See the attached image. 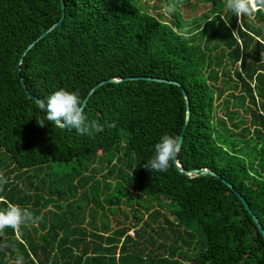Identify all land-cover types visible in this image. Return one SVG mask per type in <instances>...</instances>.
Here are the masks:
<instances>
[{
	"label": "trees",
	"instance_id": "1",
	"mask_svg": "<svg viewBox=\"0 0 264 264\" xmlns=\"http://www.w3.org/2000/svg\"><path fill=\"white\" fill-rule=\"evenodd\" d=\"M224 4L184 26L143 0H0V209L39 217L0 233V264H264L243 201L264 227V9ZM108 79L84 107L102 132L38 107ZM182 134L178 165L143 167Z\"/></svg>",
	"mask_w": 264,
	"mask_h": 264
},
{
	"label": "clouds",
	"instance_id": "2",
	"mask_svg": "<svg viewBox=\"0 0 264 264\" xmlns=\"http://www.w3.org/2000/svg\"><path fill=\"white\" fill-rule=\"evenodd\" d=\"M224 7L236 17L241 18L251 15L254 11L264 9V0H225ZM173 10L172 7L167 9L168 12ZM37 103L39 109L46 113L47 121L57 127L75 129L79 135H92L94 132L98 133L104 130V126L97 121H88L83 101L76 92L59 89ZM40 125L44 126L45 124L41 122ZM180 147L178 138L164 135L156 143L154 155L143 167L151 172H167L178 155ZM0 183H6V181H0ZM38 220L39 217H34L27 208L7 202V206L0 209V233H3L6 228H11L18 233L22 225L32 224Z\"/></svg>",
	"mask_w": 264,
	"mask_h": 264
},
{
	"label": "rangeland",
	"instance_id": "3",
	"mask_svg": "<svg viewBox=\"0 0 264 264\" xmlns=\"http://www.w3.org/2000/svg\"><path fill=\"white\" fill-rule=\"evenodd\" d=\"M194 0H186L184 3L179 6V14L182 16V22L184 26H191L193 22L198 19L199 15L201 14L199 9L195 10H190L189 13L186 15L185 8L186 6L190 7V5L193 3ZM143 2H148L149 5L151 6V11L156 13V12H161L166 14V19H171L176 16L177 14V8L175 4H169L170 7H172L174 10L172 12H168L167 9L168 7V0H143ZM219 110V108H218ZM219 113L222 114L221 111ZM25 183L22 184L23 187H25ZM169 215L172 216L170 210L166 209L165 210ZM173 217V216H172ZM132 231V230H131Z\"/></svg>",
	"mask_w": 264,
	"mask_h": 264
},
{
	"label": "water",
	"instance_id": "4",
	"mask_svg": "<svg viewBox=\"0 0 264 264\" xmlns=\"http://www.w3.org/2000/svg\"><path fill=\"white\" fill-rule=\"evenodd\" d=\"M63 6H64V3H63ZM62 21H63V18H62L59 22H57V23L55 24L54 27L58 26ZM46 33H47V32H46ZM46 33L42 34L41 37H39L38 39H36L35 41H33V42L28 46V48L26 49V51H27L29 48H31L32 46H34V45L36 44V42H37L40 38H42L43 36H45ZM142 78L150 79V80H156V81H162V80H164V79H162V78H158V77H142ZM111 80H112V79L103 80V81L97 83V84L92 88V90L90 91V93L88 94V96L86 97V99L84 100V103H83V104H84V107H85L87 101L89 100V97H90V95L92 94V92H93L94 90H96L99 86H101L102 84H104L105 82H108V81H111ZM188 107H189V103H188ZM183 139H184V134H182L181 137H180V139H179L180 144L182 143ZM174 161H175V163L178 165V162L176 161V158L174 159ZM240 196H241V194H240ZM243 201H244V203H245L247 209L249 210V212L252 214L253 219H254V221H255L257 227L259 228V230L261 231V233H262V235H263V237H264V227H263L261 221L259 220V218L257 217V215L253 213L251 207H250L249 204L246 202V200L243 199Z\"/></svg>",
	"mask_w": 264,
	"mask_h": 264
},
{
	"label": "built area",
	"instance_id": "5",
	"mask_svg": "<svg viewBox=\"0 0 264 264\" xmlns=\"http://www.w3.org/2000/svg\"><path fill=\"white\" fill-rule=\"evenodd\" d=\"M130 234H131V235H133V236L135 235V233H134V231H133V230H132V231H130Z\"/></svg>",
	"mask_w": 264,
	"mask_h": 264
}]
</instances>
